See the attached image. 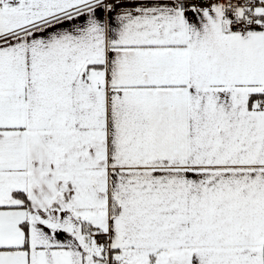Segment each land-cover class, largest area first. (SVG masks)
<instances>
[{
    "label": "snow or ice",
    "instance_id": "1",
    "mask_svg": "<svg viewBox=\"0 0 264 264\" xmlns=\"http://www.w3.org/2000/svg\"><path fill=\"white\" fill-rule=\"evenodd\" d=\"M0 264H264V0H0Z\"/></svg>",
    "mask_w": 264,
    "mask_h": 264
}]
</instances>
